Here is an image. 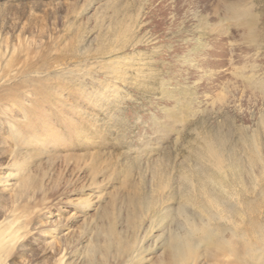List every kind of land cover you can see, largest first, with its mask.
I'll return each mask as SVG.
<instances>
[{
    "label": "rangeland",
    "instance_id": "1",
    "mask_svg": "<svg viewBox=\"0 0 264 264\" xmlns=\"http://www.w3.org/2000/svg\"><path fill=\"white\" fill-rule=\"evenodd\" d=\"M233 1L249 17L230 12L225 0H0V47L15 57V76L43 68L44 58L66 60L29 74L44 78L47 89L62 85L67 111L47 106L53 138L44 146L35 140L29 150L21 144L19 168L40 190L23 259L48 264L66 237L86 259L87 244L77 238L92 243L95 234L116 232L134 242L133 264H165L169 239L202 226L208 215L201 204L211 199L236 224L246 217L242 227L252 239L261 237L264 171L256 160L264 159V0ZM13 76L0 77V86L24 83ZM25 96L29 110L21 121L37 136L41 107L30 100L34 93ZM12 140L0 149L3 178L12 175L6 173ZM256 177L263 186L254 190ZM210 178L236 181L230 190L239 197L231 204L228 190ZM0 186L2 198L12 194ZM201 251L195 264H215Z\"/></svg>",
    "mask_w": 264,
    "mask_h": 264
},
{
    "label": "bare ground",
    "instance_id": "2",
    "mask_svg": "<svg viewBox=\"0 0 264 264\" xmlns=\"http://www.w3.org/2000/svg\"><path fill=\"white\" fill-rule=\"evenodd\" d=\"M225 5H226V8L229 9V11L232 13H239L240 15H244L245 17H249L248 11L244 10L240 6V2L238 4H236V2L233 0H225ZM210 17H212V16L210 15ZM239 21H244V20L238 19V23H239ZM255 21H256V19H255ZM224 28H225V26H224ZM213 32L221 34V32L216 31V30H213ZM214 35L219 36V34H214ZM247 35H249V34H247ZM251 36H253V35H251ZM251 36H249V37H251ZM7 51H9V50H7ZM7 51L3 52L2 48L0 47V71L3 73V75L0 77L5 82L8 78L9 79L12 78L11 75H14L13 76L14 80H15V78H17V80H18L21 77V79H24V83H22L20 81L19 84L18 83L17 84L16 83L15 84L14 83L13 84L8 83L7 86H3V87L0 86L1 87L0 88V149L2 148V150H4L6 145L10 146V145H8V143L11 142V140H9V142L6 143V138L7 137L9 138L10 135L13 138L12 141H14L16 143V144L14 143L15 145H13L12 148L7 147L8 153L11 156L10 163H11L12 168H8L6 170L7 171L6 173L7 174L10 173L12 175L8 176L6 173H4V175H7V176H5V178H3L4 177V176L2 177L3 169L0 168V184L2 186L4 185V187L9 188L11 193H12L10 196H8L6 198H2L3 192H1V190H0V264H31L30 262L26 261L22 257H25V256H23L24 255L23 251L25 252L26 248H27L25 240L28 238V236L30 234L32 235V233H31L32 226L31 225H33L34 220L38 217L37 215H39L37 213V210H39L38 208L40 207V205L38 203H36L37 199L35 197V193L39 190V187L37 185L36 179L33 178L32 175L29 174L31 172L25 171L24 168H19V166L23 163L19 164L18 161L20 160V158L22 156V154H21V149H22L21 144H23L22 142H26L27 146L26 145L25 146L28 147V150H29L31 148V144L35 143V140H38V142L44 146L46 140L48 141V140L53 138V136L55 134V130H54L55 127L53 128V126H51V124H53L52 122H49V123L45 122L46 117H48V116L51 117L49 112L47 111L48 110L47 106H52V107H55L56 109L60 106V108L57 109L59 111V113H62L63 110L67 111L63 98L58 94L62 85H61V87H58V88H52L51 87L52 89H47L48 83H45L43 81L44 78L41 79L40 77H38V78L36 77V76L42 75L43 72L49 71L50 69H56V68H60L62 66H65L66 60L62 59L60 57H57L55 59V63H53L52 57H49V58L43 57L44 59L41 61V63H39L43 66V68H36V67L31 68V69H29L27 74L15 76L16 74H15L13 67H12L13 63L15 62L13 60L15 57L12 55L11 59L10 58L8 59L6 57ZM23 51H24V48H23ZM34 58H35V56H34ZM38 66H40V65H38ZM41 70H44V71H41ZM49 72H47V73H49ZM29 74H35L36 76L32 77V76H29ZM46 79H48V78H46ZM4 85H6V84H4ZM49 88H50V86H49ZM1 91L3 92L2 94H1ZM28 93H31L32 95L34 93V95H35V96H32L31 99L28 97L32 101L33 105L35 106V103H36L37 107H41V113L37 114V117H36L37 121H38V123L36 124L37 126L33 129V130H37L38 128H40L39 125H41L42 132H38L37 136H34V134H32L31 132H28V130L30 129L28 127L30 125V122L28 120L21 121L23 115L28 113L27 110H29L28 105H26L25 101H24V96L27 95ZM25 97H27V96H25ZM57 105H59V106H57ZM75 110H76V108L75 109L72 108L70 110L71 111L70 113H73V112L75 113ZM76 114H77V111H76ZM66 118H67V116L65 115L64 119H66ZM67 119H69V118H67ZM60 122L62 124H64L63 121H60ZM5 127H9V129L12 130V132L9 131V135H5L2 132ZM24 137H26V138H24ZM257 143H258V141H257ZM245 145H247V143ZM257 151H258V148L256 147L255 154ZM210 152H209V156L211 157ZM202 162H204V161H202ZM234 162H235V160H234ZM256 162H259L261 164V169L264 171V159L259 158L256 160ZM215 166H216V160H215ZM248 166H250V165H248ZM243 167H244V165H243ZM217 168L220 170V165H219L218 161H217ZM237 170L238 169H236V171ZM26 172H28V173H26ZM260 172L258 171V173H260ZM185 173H186V171H185ZM222 174H224V173L222 172ZM227 174L224 175L225 179L230 178V175H227ZM39 179H41V178H39ZM240 179L241 178H239V180ZM185 180H186V178H185ZM210 180L212 181L211 178H210ZM254 180H255L254 181V184H255L254 190H257V187L263 186L262 185V183H263L262 178L256 177ZM11 181H12V183H11ZM229 181L231 183L236 182L234 180H229ZM212 182H213V185L219 187L221 191L222 190L223 191L228 190V192H226V194H227L228 198L230 199L231 204H232V201L234 200L235 196L239 197L238 194H234L235 191L230 190L231 189V183L230 182L226 181L225 184L222 183L223 181L222 182H216L213 180ZM39 186H41V185H39ZM236 187H237V185H236ZM0 188H1V186H0ZM36 188L38 190L35 192ZM229 191H231L233 193L231 194ZM248 192H249V190H248ZM254 193H255V191H254ZM249 197H250V195H249ZM252 197H253V195H252ZM45 198L46 197H44L43 199H45ZM211 203H214V199H211L210 202L208 201L207 203H205L204 206H203V204H201V207H203L206 214L208 215L206 222L204 224H202V226L195 227L187 233L184 230L185 235L182 234L183 236H181L180 234H179L180 236H177L174 233L177 237H175V235H174L173 237H171V239H169V241L167 242V245H166L167 255L165 258L167 261H166V263L164 261L163 262L165 264H195V261L199 257L200 252H202L201 250H205V252L209 255V257H211L214 260L215 264H264V233H262L260 235L261 237H259L258 236L259 234L257 233V236L255 238H253L255 240H253L249 236V233H247L245 231V230H247V229H245L246 226L242 227V224L245 222L244 220L246 217L245 218L243 217L244 219L242 218V221H240L241 223L236 224L234 222L233 217L228 218V217L223 216V210H221V207H216L214 205L212 206ZM258 204L260 205V201ZM223 206H224V204H223ZM223 206H222V208H224ZM237 209H238V206H237ZM231 210H233V207L231 208ZM227 211H228V208H227ZM236 213L239 215L242 214V212H240V211H238ZM228 214H229V212H228ZM248 215H249V213H248ZM260 215H262V214H260ZM229 216H231V215H229ZM220 221H226L227 224L223 225ZM262 221L264 222V219ZM214 222H217V223L214 227H212V223H214ZM244 225H245V223H244ZM185 226H187V225H185ZM258 229H259V227H258ZM113 231L115 232V229ZM263 232H264V230H263ZM224 233H228L227 235H229V238H230L229 240L226 239L225 237H223ZM120 235H121V233H120ZM120 235H119V233H116V232L115 233H98V234L94 235V242L92 241V243H88L86 241V239L84 238V236L81 238H77V239H79V243L81 242V243H84L85 245L87 244L88 255L86 256V259H85L84 255H81L82 253L80 254L79 247H78L79 244H77V245L70 244L71 242L69 241V239L67 237H66V239H60L59 243L61 245V248H59L58 251L54 250V253H53L54 255L52 256L53 258L49 261L48 264H76L77 261H75V260L81 261V259L85 261V264H133V263H138V262H136L137 260H135V262L132 261V258H134L133 256H135L134 254L137 255V253H135L136 247H135L134 242L132 240L131 241H129V240L124 241L120 237ZM91 239L93 240V238H91ZM53 240H55V238ZM133 240H137V239H133ZM137 251H139V250H137ZM139 254H138V256H139ZM20 257H21V259H23V260L19 259L22 262H17L16 259L20 258ZM113 259H115V263H111ZM224 259H227V260L231 259V260H230V262L228 260L229 263L226 261L227 262L226 263V262L222 261ZM82 262H79V264H82Z\"/></svg>",
    "mask_w": 264,
    "mask_h": 264
}]
</instances>
